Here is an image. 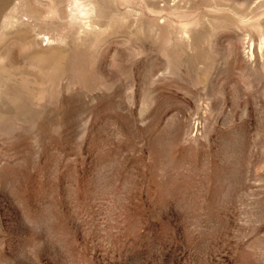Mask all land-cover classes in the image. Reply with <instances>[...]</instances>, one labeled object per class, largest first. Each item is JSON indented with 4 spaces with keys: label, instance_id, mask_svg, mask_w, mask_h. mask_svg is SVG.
Masks as SVG:
<instances>
[{
    "label": "rangeland",
    "instance_id": "rangeland-1",
    "mask_svg": "<svg viewBox=\"0 0 264 264\" xmlns=\"http://www.w3.org/2000/svg\"><path fill=\"white\" fill-rule=\"evenodd\" d=\"M0 264H264V0H0Z\"/></svg>",
    "mask_w": 264,
    "mask_h": 264
}]
</instances>
